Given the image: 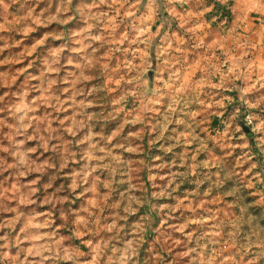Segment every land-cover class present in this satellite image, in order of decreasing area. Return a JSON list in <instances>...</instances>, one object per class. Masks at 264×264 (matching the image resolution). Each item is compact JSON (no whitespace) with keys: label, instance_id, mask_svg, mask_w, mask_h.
I'll return each mask as SVG.
<instances>
[{"label":"rangeland","instance_id":"374dc122","mask_svg":"<svg viewBox=\"0 0 264 264\" xmlns=\"http://www.w3.org/2000/svg\"><path fill=\"white\" fill-rule=\"evenodd\" d=\"M179 1L0 0V264H264L261 63Z\"/></svg>","mask_w":264,"mask_h":264},{"label":"crops","instance_id":"0c3cea01","mask_svg":"<svg viewBox=\"0 0 264 264\" xmlns=\"http://www.w3.org/2000/svg\"><path fill=\"white\" fill-rule=\"evenodd\" d=\"M226 0H222L221 6H226ZM185 0H180L177 7L186 11ZM202 0H195L194 5H198ZM235 9L238 14L239 28H247L248 39L252 42L254 50V61L256 65H260V69L257 70V75L264 78V68L262 67L264 61V0H236ZM224 8H221V12ZM246 16H249L248 18ZM225 22V19H221V24ZM250 50V51H252ZM260 79V78H259Z\"/></svg>","mask_w":264,"mask_h":264},{"label":"built area","instance_id":"2783aa9c","mask_svg":"<svg viewBox=\"0 0 264 264\" xmlns=\"http://www.w3.org/2000/svg\"><path fill=\"white\" fill-rule=\"evenodd\" d=\"M263 19H264V16H263Z\"/></svg>","mask_w":264,"mask_h":264}]
</instances>
